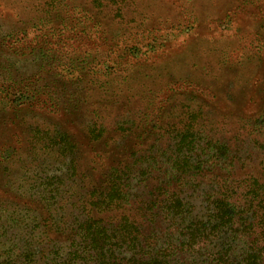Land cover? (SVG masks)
<instances>
[{
    "label": "rangeland",
    "instance_id": "1",
    "mask_svg": "<svg viewBox=\"0 0 264 264\" xmlns=\"http://www.w3.org/2000/svg\"><path fill=\"white\" fill-rule=\"evenodd\" d=\"M263 108L264 0H0V260L25 242L29 264H48L54 243L67 259L87 215H118L88 203L124 164L131 214L172 181L177 148L206 163V195L211 182L256 178ZM216 142L230 155L207 160ZM195 172L169 190L188 201ZM164 220L137 224L150 236Z\"/></svg>",
    "mask_w": 264,
    "mask_h": 264
},
{
    "label": "trees",
    "instance_id": "2",
    "mask_svg": "<svg viewBox=\"0 0 264 264\" xmlns=\"http://www.w3.org/2000/svg\"><path fill=\"white\" fill-rule=\"evenodd\" d=\"M259 114L254 120L255 128L264 125V108ZM186 130H189L188 127ZM186 138H182L181 142L185 143ZM59 139L64 143L68 141L66 135H61ZM67 145L68 148L63 151L70 159L69 168L73 174L76 170L75 153L70 142ZM215 145L220 148H216L207 160L219 161L230 155L225 145L217 142ZM183 149L177 148L182 154L175 160L171 159V170L165 175L172 181H166L162 187L160 185L157 196L148 205L140 207L137 214H131L130 197L123 189L129 184L126 174L133 165L124 164L115 168L117 171L110 174L105 192L95 202L88 203V214L96 208L97 211H117L118 215L108 219L87 215L75 232L72 231L75 237L73 235L71 239L76 241L71 243L67 259L63 257L66 253L64 248L54 243L47 263L90 264L91 260L95 264H264V173L256 178L251 176L236 181L235 187L225 181L211 182L205 186L208 187L206 195L202 188L203 166L206 163L199 158L192 161ZM139 158L142 160L145 157ZM191 171L199 175L202 173V177L195 183L191 181L195 188L187 201L176 192H171L169 187L177 185L183 188L184 175ZM24 206L23 218L30 213L28 206ZM15 212L11 211V216L16 215ZM142 212L162 214L165 223L173 221L172 227L156 228L150 236H146L137 224ZM34 229L32 225L31 230ZM31 240L28 239V242ZM29 246L25 242L14 257L9 252L4 253L0 264L31 263L34 252L29 251Z\"/></svg>",
    "mask_w": 264,
    "mask_h": 264
}]
</instances>
